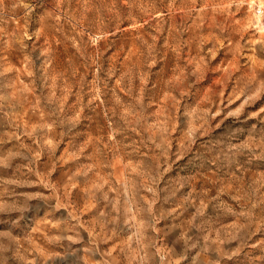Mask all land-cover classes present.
Listing matches in <instances>:
<instances>
[{"label": "rangeland", "instance_id": "374dc122", "mask_svg": "<svg viewBox=\"0 0 264 264\" xmlns=\"http://www.w3.org/2000/svg\"><path fill=\"white\" fill-rule=\"evenodd\" d=\"M264 0H0V264H264Z\"/></svg>", "mask_w": 264, "mask_h": 264}, {"label": "built area", "instance_id": "2783aa9c", "mask_svg": "<svg viewBox=\"0 0 264 264\" xmlns=\"http://www.w3.org/2000/svg\"><path fill=\"white\" fill-rule=\"evenodd\" d=\"M256 13L259 15V16H264V8H257L256 9Z\"/></svg>", "mask_w": 264, "mask_h": 264}]
</instances>
